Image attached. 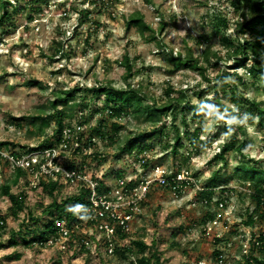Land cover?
I'll return each mask as SVG.
<instances>
[{
	"label": "rangeland",
	"instance_id": "obj_1",
	"mask_svg": "<svg viewBox=\"0 0 264 264\" xmlns=\"http://www.w3.org/2000/svg\"><path fill=\"white\" fill-rule=\"evenodd\" d=\"M9 1L14 2V7L8 6L9 16L0 24V142H10L6 147L14 152H22L43 142L56 143L54 120L43 134H39L37 126L31 122L39 114L44 116L52 112L50 102L56 98L53 92L75 88L71 102L79 105L73 111L75 115L64 121L86 120L84 129L89 134L91 127L101 118L99 108L104 104V95L94 96L92 88L110 83L124 88L125 68L120 61L127 54L135 72L128 81L146 95L145 105L164 102L168 86L175 92L187 90L190 102L185 105V112L176 111L180 144L174 153L170 147L174 138L171 114L164 118V129L150 125L143 115H128L117 121L104 116L108 134L112 132V122H117L120 131L113 143L99 139L95 147L98 157L91 161L92 172L103 171L106 176H112L130 169L135 171L136 166L131 163L136 156L121 154L119 141L139 132L153 134L156 130L155 136L140 139L145 146L143 155L150 162L148 165L186 170L199 186L211 184L214 189L212 203L205 205L199 202L201 190L196 191L191 185L179 193L152 186L141 211L131 221L130 238L119 239L118 243L136 239H143L148 245L154 242L152 247L158 250L160 264L242 262L241 236L249 230L246 222L255 208V201L238 190L250 186L254 179L264 177V117L259 123L256 115L245 116L242 109L233 104L232 97L254 99L264 108V79L259 73L251 72L252 60L244 67L233 68V59L208 22L212 13L223 10L230 25L221 30L233 39L239 11L229 5V0ZM83 10L89 11L88 16L82 13ZM137 11L155 29V39L149 33L141 35L135 27L127 29V17ZM161 22L166 24L162 31ZM258 29L261 30L264 51V29L261 26ZM57 42L62 43L65 55L55 52ZM207 44L221 51L223 59L218 65H206L201 59L206 66L205 76L188 67L174 68L169 60L170 54H185L189 50L198 57ZM259 59L262 68L264 54ZM234 71L243 78L242 82L231 74ZM215 91L225 104L232 106L231 115L212 106L203 107L205 100ZM247 107V102L243 101L241 108ZM182 116L187 120V129ZM238 125H242L245 132L237 131ZM229 126L231 129L227 130ZM194 130L199 131L195 145L190 143ZM233 132H238L239 142H245L243 152H231L223 161L214 159L221 144ZM72 158L71 153L68 154L67 163L72 162ZM76 158H73L75 162L78 161ZM13 174V167L0 161V186L11 180ZM30 181V175L20 177L12 192L22 190L26 193L27 205L38 219L35 226L42 229L51 217L41 215V210L52 198L42 187L28 185ZM60 191L58 188L55 195L58 200L63 198ZM221 198L227 199L225 210H219L214 202ZM193 201L197 203L193 204ZM9 205L6 196L0 197V213L5 214L6 222L0 239V264H127L118 255L108 254L104 239L93 231L87 233V229L83 233H91L90 238L95 244L87 250L74 248L66 242L61 248L59 241L42 246L35 243L31 247L20 241L18 245H12L9 231L21 227L25 211L15 218L7 214ZM207 212H215V224L203 221ZM253 227L254 230L263 228V217L257 214ZM24 231L28 238L32 237L28 229ZM17 238L20 240V236ZM151 264L158 263L153 260Z\"/></svg>",
	"mask_w": 264,
	"mask_h": 264
},
{
	"label": "trees",
	"instance_id": "obj_2",
	"mask_svg": "<svg viewBox=\"0 0 264 264\" xmlns=\"http://www.w3.org/2000/svg\"><path fill=\"white\" fill-rule=\"evenodd\" d=\"M14 7V2L9 0H0V24H3L5 19L9 16L8 6ZM229 5H232L236 10H238V19L235 21V37L232 39L229 35L223 34V28H229L230 20L229 17L225 14L223 10L216 11L210 15L209 23L215 28L217 35L221 38L224 48L228 52V56L233 59L234 66L233 68H240L247 65L252 60V65L250 66L251 72L259 73L264 79V66L260 68V59L262 58L264 51L262 48V40L260 39L261 30L258 29L259 26L264 29V0H229ZM85 16H88L89 11H82ZM165 22H161L160 31L164 29ZM127 29L135 27L141 35L149 33V36L152 39H155V29L146 22L144 15L137 11L133 12L126 19ZM62 43L57 42L55 52L60 53L62 56L65 55ZM201 59L205 60L206 65L211 63L218 65L222 61L223 56L221 51L213 49L209 44L205 45L200 56L194 57L191 50L187 53H177L176 55L170 54V61L173 64L174 68L188 67L190 69L198 70L203 76H205L206 66L201 63ZM211 59L213 60L211 62ZM121 65L125 68L124 81L126 86L124 88H118L113 86L111 83L107 85H97L93 87V95H104V104L99 108V114L101 118L98 123L91 127L89 130L90 136H97L99 139L110 141L113 143L115 137L118 136L120 131V126L117 122H112V132L108 134V128L106 121L107 119L119 120L125 116L132 115L135 117L142 116L144 120L150 125H155L157 127L165 128L164 118L168 114H171L173 122L171 123L174 129V138L172 144L168 145L172 148L174 153H177V148L179 147L181 140V133L179 130L178 124L175 120L177 117V110H180L181 113L185 112V105L190 102L187 95L186 89H180L178 92L174 91V88L168 86L165 94L166 100L161 103L154 102L153 104H144L146 95L141 91V88L133 87L128 81L135 72L133 71V64L130 57L125 54L120 61ZM232 75L235 76L238 82H242L243 78L237 74V72H232ZM230 75V74H229ZM231 79V78H230ZM226 84L222 86L225 87ZM75 89L68 90H58L53 92L56 95V98L50 102V108L52 109L51 113L47 115H37L34 117V120L31 122L37 126V132L43 134L45 130L51 125V121H55V130L54 133L57 134L56 141L60 139V134L65 125V118L71 119L75 114L73 111L75 107L79 104L77 102H71V98L74 95ZM173 93H178L177 95H172ZM233 104L236 107L242 109V113L245 116H254L256 115L259 123L263 121L264 117V108H262L259 102H256L254 99H249L247 97L238 100L232 97ZM247 102L248 107L243 109L241 108L242 102ZM214 107L217 110L223 112L225 115H231L233 113L232 106L225 104L219 97L218 93L215 91V94L211 98H207L203 103L204 108ZM44 112H42L43 114ZM107 117V119L104 118ZM86 120H81L80 123L84 124ZM182 123L185 126V129L188 127L187 120L185 116H182ZM227 130L231 129V126L226 127ZM237 131L245 132V129L242 125L237 126ZM198 130L192 132L190 143L196 144L198 139ZM187 133V132H186ZM238 132H233L230 134L229 139L224 141L219 151L214 154V159L223 161L227 158V155L231 152L242 153L245 147V142H239ZM189 134V133H188ZM59 135V136H58ZM156 130L153 132H139L132 137L126 138V140H121L118 143V146L121 150V154H143L145 151V146L142 145L140 139L146 136H155ZM191 135V134H190ZM56 137V135H55ZM10 142L3 141L0 142V146H7ZM48 143L43 142L38 146L28 147L29 150L36 149L38 147L46 146ZM52 144V143H51ZM76 152V150H73ZM73 152V153H75ZM98 151L94 152L95 159H97ZM144 157V156H143ZM150 164L149 160L146 159L145 166ZM13 178L6 183L0 186V197L6 196L10 205L8 207L7 214L12 215L17 218L20 216V213L25 211L23 219L21 220V227L18 230L10 229L11 235L9 236V243L18 245L20 242L26 246L31 247L35 243L38 245H44V242L47 241L52 235H56V230L54 228L55 219L61 218L62 216H74V209L84 205L85 196L88 191L82 188L77 194L66 196L60 200L56 199V190H58L59 184L57 181L53 180H43L40 179L38 186L42 187L46 193L51 196L52 201L45 205L41 210V215H49L51 219L49 222L43 224L42 229H38L35 225L37 224V216L33 210L28 207L26 201V193L24 191H19L17 193L12 192L13 185H16L19 182L20 177H26V172L22 169H14ZM120 173V172H119ZM255 171L252 172L254 174ZM264 184V177L254 179L250 185L255 189L256 194L252 196V199L255 201V208L252 210L250 215H248L247 224L253 225L256 215L263 217L264 219V201L260 200L259 193L261 192V186ZM206 190H203L200 193V198H207L211 204L213 186H205ZM217 204V203H216ZM70 206V207H69ZM215 217V212H207L204 217L205 222L212 220ZM5 214L0 213V239L4 235L6 229ZM24 229H28L31 234V238H28L24 233ZM20 236V240L17 237ZM124 237V236H123ZM20 241V242H18ZM219 241V240H218ZM152 246H155L154 242H151L150 245L146 244L143 239L132 240L127 246H116L115 255H118L119 258L126 260L127 264H151L154 260L155 263L160 264V255L158 250ZM20 256V254H17ZM135 256V258H133ZM264 238H262V248L259 250V256L251 255L249 258L244 256L240 257L242 262L238 264H264ZM252 259V262L251 260Z\"/></svg>",
	"mask_w": 264,
	"mask_h": 264
},
{
	"label": "built area",
	"instance_id": "obj_3",
	"mask_svg": "<svg viewBox=\"0 0 264 264\" xmlns=\"http://www.w3.org/2000/svg\"><path fill=\"white\" fill-rule=\"evenodd\" d=\"M98 142L99 137L90 136L85 132L84 124L77 121L65 123L60 139L56 143L31 150L27 148L22 152L10 151L7 147L0 146V161L12 166L13 170L22 169L27 176L30 175L31 181L28 185L37 187L40 179L57 181L63 198L77 194L82 188L88 191L85 196L86 203L74 209V216L64 215L55 219L56 235H52L44 244L53 245L54 242L59 241L61 248L66 242L71 243L74 248L87 250L95 247L93 239L90 238L91 233L87 234L93 231L104 239L106 252L113 254L116 246L130 244V242L118 243V240L130 238L131 221L134 215L141 211L142 203L152 186H162L174 193L184 191L190 187L189 185L196 191L201 190L199 192L208 189L199 186L197 180L186 170L158 164L145 166L144 155H137L135 152L127 154L136 156L131 163L136 166L135 171L130 169L128 172L112 176H109L110 174L106 176L103 171L92 172L91 161H94V152L97 151L95 147ZM70 153L73 158L78 156L77 162L72 158V162L67 163L66 159ZM260 189V200L264 201V184ZM238 191L250 197L256 194L251 185L240 187ZM199 202L205 205L209 203L205 197L200 198ZM214 202L217 203L219 210H225L228 207L227 199L221 198ZM196 203L193 201V204ZM216 222L214 217L207 223L215 224ZM247 227L249 230L241 236V256L246 258L251 255L259 256L264 227H259L258 230H254L252 225ZM86 229L88 232L83 233ZM204 230L207 232V226ZM216 237H219V234ZM250 260L252 262V259Z\"/></svg>",
	"mask_w": 264,
	"mask_h": 264
}]
</instances>
